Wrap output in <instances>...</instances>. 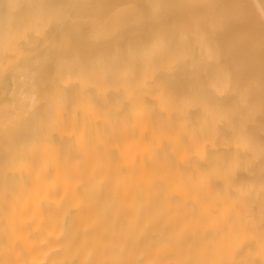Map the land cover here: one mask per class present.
Listing matches in <instances>:
<instances>
[{"label":"bare ground","instance_id":"1","mask_svg":"<svg viewBox=\"0 0 264 264\" xmlns=\"http://www.w3.org/2000/svg\"><path fill=\"white\" fill-rule=\"evenodd\" d=\"M0 264H264V0H0Z\"/></svg>","mask_w":264,"mask_h":264}]
</instances>
